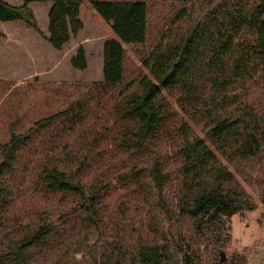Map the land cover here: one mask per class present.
Here are the masks:
<instances>
[{
	"label": "trees",
	"instance_id": "16d2710c",
	"mask_svg": "<svg viewBox=\"0 0 264 264\" xmlns=\"http://www.w3.org/2000/svg\"><path fill=\"white\" fill-rule=\"evenodd\" d=\"M177 1L182 6L141 60L145 71L126 80L125 45L145 43L148 1L89 0L114 33L103 44L99 85L119 89L109 155L124 156L110 168L124 170L117 179L131 195L109 207L110 178L85 180L97 160L92 147L103 156L107 144L69 137L81 115L66 109L36 120L0 144V264H247L245 252L228 253V218L256 206L234 172L264 204V0ZM32 2H51L54 48L82 29V0H0V22L22 20L39 31ZM70 63L87 67L83 46ZM166 93L213 148L177 119ZM47 130L66 139L35 159L30 143ZM28 183L56 196V210L16 214L14 197Z\"/></svg>",
	"mask_w": 264,
	"mask_h": 264
},
{
	"label": "rangeland",
	"instance_id": "374dc122",
	"mask_svg": "<svg viewBox=\"0 0 264 264\" xmlns=\"http://www.w3.org/2000/svg\"><path fill=\"white\" fill-rule=\"evenodd\" d=\"M5 1L13 5H20L21 2V0ZM147 1L150 6L147 39L142 45H125L126 80L133 78L139 71H145L141 64L142 58L182 6L177 0ZM47 5H50V2L29 4L34 10L33 13L35 12L37 25L41 29L45 28V21H47ZM80 8L83 27L64 46V52L54 48L49 42L39 45L28 42L31 35H36V30L27 27L22 20L1 22L2 30L6 32L14 30V33H18L23 38L24 43L18 44L16 48H13V43L0 46V144L8 141L12 133H23L36 120L51 114L70 109L77 115H81L69 137L77 138L81 135L78 140L81 143L84 141L83 138L92 139L98 136V138L101 137V142L107 144L103 156L98 155L100 146L92 147L97 160L90 164L84 173V178L88 182L100 174L110 178L107 203L109 207H113L131 195L129 184L117 179L124 170H121V167L116 170L110 168L117 157L124 156L123 153L118 156L109 155L114 135L110 110L119 89L105 90L99 85L102 81L100 50L104 40L111 37L113 32L109 24L94 11L89 0H82ZM80 45L83 46L87 58V67L84 70L72 67L67 60L73 53V48H78ZM35 69L40 72L35 75L30 74ZM16 80L18 83H15ZM166 96L177 114V119L186 120L193 132L212 147L201 129L181 111L175 101V94L166 93ZM103 125H109L110 128L104 132ZM52 134L54 132L47 130L33 138L30 143L32 157L43 158L51 142L65 140L67 136ZM100 152L102 155L103 152ZM228 166L232 169L229 164ZM234 174L254 198L256 206L251 211L234 213L228 218L232 236L228 253L245 252L247 264H264V204L260 201L257 191L243 181L237 172ZM56 199V196L35 192L28 183L14 197L13 211L22 215L32 210H56Z\"/></svg>",
	"mask_w": 264,
	"mask_h": 264
},
{
	"label": "crops",
	"instance_id": "0c3cea01",
	"mask_svg": "<svg viewBox=\"0 0 264 264\" xmlns=\"http://www.w3.org/2000/svg\"><path fill=\"white\" fill-rule=\"evenodd\" d=\"M8 2V1H7ZM23 3V0H21V2L19 3V4H22ZM31 4V3H30ZM50 6H51V2H50V5H47L46 6V13H47V21H45V28L44 29H41V27H39V31H35L36 33V35H31V39L28 41V42H32V43H34V44H36V45H39V44H41V43H43V42H48V40H47V37H48V10H49V8H50ZM80 7H81V5H80ZM30 8H32L31 6H30ZM81 9V8H80ZM33 10V9H32ZM34 11V10H33ZM34 14H35V12H34ZM79 17H80V15H79ZM80 19H81V17H80ZM81 21H82V19H81ZM83 23V22H82ZM107 24H109V23H107ZM0 25H1V22H0ZM10 26H13L12 24H10ZM9 26V27H10ZM109 26H110V24H109ZM11 29H12V27H10ZM110 28H111V26H110ZM1 29V28H0ZM1 31L3 32V34H4V36H3V38L2 39H0V46L2 47V46H8V45H10L11 43H13V48H16V46L18 45V44H23L24 42V40H23V38L18 34V33H14V30H12L11 32H6L5 30H2L1 29ZM114 37V33H113V35H111V37H109V38H113ZM108 38V39H109ZM106 41V39L104 40V42ZM104 44V43H103ZM103 44H102V46H103ZM76 49L77 48H73V53L69 56V58L67 59V60H69L70 61V58H71V56L76 52ZM61 52L63 51L64 52V47L60 50ZM102 52V53H101ZM102 55H103V47L101 48V50H100V59H101V73H102V67H103V60H102ZM59 71V70H58ZM38 72H40V71H38L37 69H35L34 71H33V73H30V74H33V75H35V74H37ZM30 74H28V75H30ZM103 75V74H102ZM15 83H18V80H16V82Z\"/></svg>",
	"mask_w": 264,
	"mask_h": 264
}]
</instances>
